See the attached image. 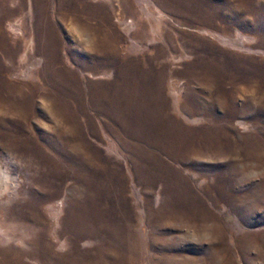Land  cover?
Returning <instances> with one entry per match:
<instances>
[{"label": "rangeland", "instance_id": "374dc122", "mask_svg": "<svg viewBox=\"0 0 264 264\" xmlns=\"http://www.w3.org/2000/svg\"><path fill=\"white\" fill-rule=\"evenodd\" d=\"M0 264H264V0H0Z\"/></svg>", "mask_w": 264, "mask_h": 264}]
</instances>
